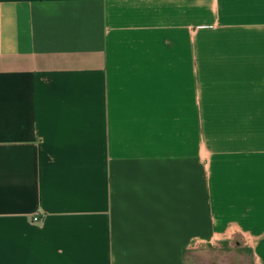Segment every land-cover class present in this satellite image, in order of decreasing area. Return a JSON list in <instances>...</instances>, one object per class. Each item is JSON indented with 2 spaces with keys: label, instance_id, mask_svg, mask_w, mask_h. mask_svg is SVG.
Masks as SVG:
<instances>
[{
  "label": "crops",
  "instance_id": "0c3cea01",
  "mask_svg": "<svg viewBox=\"0 0 264 264\" xmlns=\"http://www.w3.org/2000/svg\"><path fill=\"white\" fill-rule=\"evenodd\" d=\"M222 241L264 264V0H0V264Z\"/></svg>",
  "mask_w": 264,
  "mask_h": 264
},
{
  "label": "rangeland",
  "instance_id": "374dc122",
  "mask_svg": "<svg viewBox=\"0 0 264 264\" xmlns=\"http://www.w3.org/2000/svg\"><path fill=\"white\" fill-rule=\"evenodd\" d=\"M186 264H247L249 253L246 248L239 247L236 242L222 241L198 249L195 253H187Z\"/></svg>",
  "mask_w": 264,
  "mask_h": 264
},
{
  "label": "built area",
  "instance_id": "2783aa9c",
  "mask_svg": "<svg viewBox=\"0 0 264 264\" xmlns=\"http://www.w3.org/2000/svg\"><path fill=\"white\" fill-rule=\"evenodd\" d=\"M37 220H38V218L34 216L33 217V221H37Z\"/></svg>",
  "mask_w": 264,
  "mask_h": 264
}]
</instances>
